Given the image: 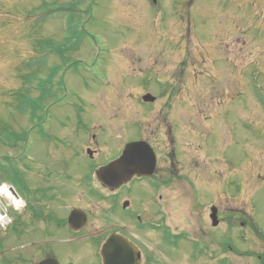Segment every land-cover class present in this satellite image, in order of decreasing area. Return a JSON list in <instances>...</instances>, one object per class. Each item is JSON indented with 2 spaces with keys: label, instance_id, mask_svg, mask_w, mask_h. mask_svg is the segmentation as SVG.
<instances>
[{
  "label": "rangeland",
  "instance_id": "obj_1",
  "mask_svg": "<svg viewBox=\"0 0 264 264\" xmlns=\"http://www.w3.org/2000/svg\"><path fill=\"white\" fill-rule=\"evenodd\" d=\"M65 1L0 0V185L13 184L23 204L8 208L13 223L0 230V264H37L40 252L17 235L23 223L29 227L31 203L65 213L60 201L99 191L77 174L92 173L140 134L157 147L172 116L186 164L180 172L196 176L201 200H222L227 222L248 225L227 229L222 264H249V246L264 243V0L83 1V10L92 7V17L80 13L89 34L59 66L56 97L47 95L34 112L41 90L35 80L36 90L24 88L19 67L42 55L37 40L64 43L62 13L44 19L42 5L58 9ZM49 63L60 60L51 55ZM148 91L154 102L142 101ZM83 133L101 143L95 161L81 154L87 138L77 145ZM131 185L134 193L153 190ZM59 251L79 256V264L98 263L82 245Z\"/></svg>",
  "mask_w": 264,
  "mask_h": 264
},
{
  "label": "flooded vegetation",
  "instance_id": "obj_2",
  "mask_svg": "<svg viewBox=\"0 0 264 264\" xmlns=\"http://www.w3.org/2000/svg\"><path fill=\"white\" fill-rule=\"evenodd\" d=\"M164 120L165 127L159 125L162 131L157 147L141 134L126 140L128 142L144 139L152 145L156 153V163L150 175L135 173L129 183L116 188H108L101 184L95 171L118 159L122 155L124 144L117 155L96 166L92 173L76 175L77 182H99L97 186L99 191H91L89 196L74 197L70 204L59 199L65 213H59L57 208L51 207H39L30 212L29 227L25 228L27 224L23 223L17 230V235L20 237L19 242L26 241L28 244L29 241L30 245L40 252L38 262L52 257L63 264H79L75 261L79 256L70 253L64 256L59 251L63 246L75 244L86 248L87 252L84 253L86 256L92 252L98 260L96 264H103L102 246L111 234L116 233L128 242L124 257L131 264L223 263V257L228 253L225 232L231 227L244 229L247 224L227 222L228 213L224 214L222 200L219 205L200 199L196 187H201V183H198L196 176H193L190 169L188 174L180 172L181 163L184 164L183 167L186 164L180 158L179 123L174 116L170 121L167 117ZM198 126L197 139H200L203 145L206 131L205 128ZM160 130L157 129L158 132ZM85 138H87L85 145L84 142L80 144ZM77 145L81 148L82 155L88 149L93 150V155L87 156L93 161L101 155L99 152L101 143L93 134L89 136L81 134ZM188 153L191 155V151ZM96 154L99 156L96 157ZM132 182H145L153 190H146L141 194L134 193L130 189ZM180 185L184 186V191L180 189ZM171 187L173 190H169ZM125 188L129 189L124 190ZM213 206L217 207L219 220L217 224L211 219ZM74 209L82 211H78L71 227L69 217ZM16 214L20 216L21 213L14 212V216ZM54 228L63 231L66 237H60ZM217 230L220 231L219 234L215 232ZM26 233L29 235L27 240L23 238ZM57 244L60 245L58 251L55 250ZM249 248L251 249L247 253L253 252L249 255L253 259L251 261L248 258L250 260L248 263L264 264V243L257 241ZM112 257L117 258V255L114 254Z\"/></svg>",
  "mask_w": 264,
  "mask_h": 264
},
{
  "label": "water",
  "instance_id": "obj_3",
  "mask_svg": "<svg viewBox=\"0 0 264 264\" xmlns=\"http://www.w3.org/2000/svg\"><path fill=\"white\" fill-rule=\"evenodd\" d=\"M144 101H154L155 96L150 92L143 96ZM88 153L92 155V151L88 150ZM156 156L152 147L144 141L130 142L126 145L122 156L110 162L108 165L102 167L98 171V176L101 181L108 187H118L124 183L130 181L135 173L140 175L149 174L153 171ZM149 169V170H146ZM0 211L4 214V209L1 207ZM214 219L216 214V209H213ZM76 210H73L69 221L72 225L73 217L76 214ZM216 223V221H215ZM120 238L117 235L110 236L102 249V255L104 258V264H131L124 255H126V250L128 243L120 239V241L115 243V239ZM117 255V258L112 257V255ZM40 264H61L58 260L49 258L42 261Z\"/></svg>",
  "mask_w": 264,
  "mask_h": 264
},
{
  "label": "trees",
  "instance_id": "obj_4",
  "mask_svg": "<svg viewBox=\"0 0 264 264\" xmlns=\"http://www.w3.org/2000/svg\"><path fill=\"white\" fill-rule=\"evenodd\" d=\"M81 1L82 0H71L63 6V8L67 9L69 14L71 12L70 18L68 17L69 20L67 22L69 24L70 29L72 30L71 37L72 38L76 37L79 40L81 39L83 34L87 32L86 29H84L83 26L81 25L80 15H78L81 10V7H80ZM48 5H49L48 3H44L43 8L47 9ZM77 11L79 13L74 14ZM47 16H48V13H46L45 17L43 18L46 19ZM71 37L66 38L65 42L62 43L61 45L56 44L53 40H49V39L37 40L36 44L37 46H39V49L41 50V52L42 53L46 51L47 52L40 55L37 58H32V57L26 58L25 60H23V63L19 67V70L22 71V78L26 80L27 79L30 80L31 78L36 77L39 80L38 87L41 90V95L36 100V109L41 108L43 105V101L45 100L47 95L49 94L51 95L53 93V90L51 89L52 87H50V85L52 84L53 77L56 74L57 69H58L56 67H52L50 69V74L46 78H44L40 75L42 71L40 67L45 64L44 62L47 57V53L50 49L56 51L59 54V56L63 59V62H68V58L66 57L65 52L67 51L69 52L73 48L72 46L69 45V43L72 41ZM35 64L38 65L36 68H34Z\"/></svg>",
  "mask_w": 264,
  "mask_h": 264
},
{
  "label": "bare ground",
  "instance_id": "obj_5",
  "mask_svg": "<svg viewBox=\"0 0 264 264\" xmlns=\"http://www.w3.org/2000/svg\"><path fill=\"white\" fill-rule=\"evenodd\" d=\"M5 197L8 201H10V203L12 205H14L15 207H19L21 204V200L20 198H18L12 191L11 188L6 187L5 183H3L0 186V198L1 197ZM2 217H4V219H6V217L4 215L0 214V220H2Z\"/></svg>",
  "mask_w": 264,
  "mask_h": 264
}]
</instances>
